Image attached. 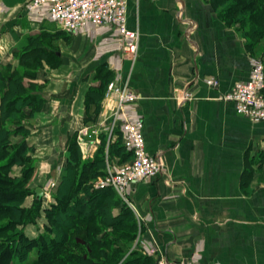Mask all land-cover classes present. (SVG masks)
Wrapping results in <instances>:
<instances>
[{
    "label": "crops",
    "instance_id": "obj_1",
    "mask_svg": "<svg viewBox=\"0 0 264 264\" xmlns=\"http://www.w3.org/2000/svg\"><path fill=\"white\" fill-rule=\"evenodd\" d=\"M26 2L0 0V73L36 74L23 84L43 99L26 140L38 152L39 186L59 180L72 149L87 161L102 140L105 153L114 143L99 132L94 145L78 146L82 128H102L99 91L110 73L139 95L129 112L143 119L147 153L161 159L170 181L129 188L140 222L129 264H156L159 257L167 264H264V122L222 100L251 70L233 32L200 3L127 0V28L138 32L130 56L114 30L87 25L70 35L44 11L27 12ZM207 78L219 86H207ZM181 92L192 97L181 103Z\"/></svg>",
    "mask_w": 264,
    "mask_h": 264
},
{
    "label": "trees",
    "instance_id": "obj_2",
    "mask_svg": "<svg viewBox=\"0 0 264 264\" xmlns=\"http://www.w3.org/2000/svg\"><path fill=\"white\" fill-rule=\"evenodd\" d=\"M211 1L216 6L221 5L219 0ZM238 2L239 10L236 12L238 18L245 15V12L251 11L254 5L253 0H247V4L241 5ZM259 9L260 11L257 10V13L250 14L249 19L259 16L261 20L264 4H260ZM239 22L244 24L247 21L243 18ZM6 75L0 73V124L1 122H10L5 125L9 128L5 127L4 130L0 128V172L7 171L15 163L26 164V166L20 178L13 181L0 178V217H10L0 222V264H45L50 261L60 264L131 263L128 256L131 254L130 246H132L137 233L134 213L112 189H96L92 185V182L98 177L105 175L104 170L108 163L119 165L129 160L130 155L125 151L120 140L110 144L107 153L104 152V141L102 140L95 157L87 161H82L78 152L72 149L66 166L61 170L59 182L53 195L55 203L44 211L48 225L35 240L27 238L22 230H15L6 235L17 225L25 224L35 213L34 211L32 214L31 212L26 214L22 223L20 217L14 219L18 214L24 212L20 208V202L28 192L23 187L28 180V175L35 169L34 162L25 157L26 150L32 147L26 141L29 131L21 122L26 119L31 120L43 102V99L33 92L35 88L33 84L28 87L23 84L24 78L33 79L36 76L35 73L16 71ZM112 79L113 76L110 73H106L102 78L103 89L99 91L100 99L103 98L105 88ZM12 124L14 125L13 130L10 128ZM25 130L27 134H24L19 142L8 143L10 137ZM8 151L11 153L8 154ZM114 158H117V161H113ZM9 186L22 188L20 191H15L16 188L5 190V187ZM33 195L34 203H40L41 200L35 196V192ZM13 204L17 206H11ZM115 209H118L116 214L113 213ZM14 220L17 221V224L13 223ZM81 224L89 225V228H85L84 236L74 240L73 246L77 249L82 246V251L85 250V253L83 252V255L82 253L69 254L71 257L60 253V249L69 244V230L80 229L79 225ZM95 224L100 225L103 230H95ZM114 227L124 230H113ZM59 228L65 231L60 232ZM109 229H112L116 235L115 240L99 237V235H103V232L107 233ZM85 238L89 243L87 247ZM30 250L33 259L26 260L24 254H28ZM95 256L98 261L94 259Z\"/></svg>",
    "mask_w": 264,
    "mask_h": 264
},
{
    "label": "built area",
    "instance_id": "obj_3",
    "mask_svg": "<svg viewBox=\"0 0 264 264\" xmlns=\"http://www.w3.org/2000/svg\"><path fill=\"white\" fill-rule=\"evenodd\" d=\"M127 0H27L25 10L29 13L44 11L46 20L56 25L61 31L78 34L87 25L114 30L120 38L121 49L135 56L138 44V32L131 31L126 25ZM211 88L219 86L214 78L205 79ZM264 67L261 61L253 60L249 78L236 82L222 100L232 102L238 115L248 118L253 123L264 122ZM140 99L127 82L118 78L111 80L103 97L102 128L84 127L79 131L78 146L84 150L94 145L95 136L101 132L107 144L120 140L129 160L119 165L107 164L102 178L93 182L96 189L110 188L129 206V188L132 184L146 180L164 178L170 185L163 163L158 156L147 153L143 135V119L132 116L129 109ZM186 92L180 93L179 102L189 100ZM86 154V153H85ZM56 182L51 181L44 192L53 189ZM156 264H167L159 257Z\"/></svg>",
    "mask_w": 264,
    "mask_h": 264
},
{
    "label": "rangeland",
    "instance_id": "obj_4",
    "mask_svg": "<svg viewBox=\"0 0 264 264\" xmlns=\"http://www.w3.org/2000/svg\"><path fill=\"white\" fill-rule=\"evenodd\" d=\"M254 1V5L251 11L249 12H245V15L240 16L239 18L236 15L237 10H239V5H237L238 0H219V2L221 3L220 6H216L214 5V3L211 0H188V2L192 5H195L197 3H200L199 5L201 6L200 9H203L205 12H209L210 14L212 13L213 16L215 18H218L221 22V24L223 25V27L227 30H230L231 32H233V34L239 39V41L242 44V49L243 51L247 52V54H249L250 58H251V63L253 60L256 61H261V63H264V10H262L263 12V18H259V16L254 17L252 19H249L250 14H254L257 13V10L260 11L259 6L260 4H264V0H253ZM238 4H247V0H243L242 2L239 1ZM227 9V10H226ZM193 13H195L196 17H201V14L198 11H194ZM246 19V23L244 24H240L239 20L240 19ZM111 78V77H109ZM188 94V93H187ZM189 98H191L192 96L190 94ZM180 97V94L178 96V98ZM246 118V117H245ZM10 121L3 123L1 122V127L3 130L6 128H9L7 126H5L6 124H9ZM22 125H24L29 133L31 132V129L34 126V121L30 120V119H26L23 120L21 122ZM10 128L13 130L14 129V125H10ZM27 134L26 130L22 133H18L16 136H12L10 137V139L8 140V143H17L19 142L22 138L23 135ZM28 137V136H27ZM27 140V138H26ZM28 145L31 147V144L28 143ZM11 152L8 151V154H10ZM3 156V155H2ZM25 157L29 158L30 160H32L34 162V166L35 169L32 171V173L30 175H28V180L27 182H25L23 189L26 190V192H28V194H25L24 199L22 200V202H20V208H22L24 210V212L20 215L18 214V216H16L14 219H17L18 217H20V222L24 219L25 215L30 213L32 214V212L35 211V213H33V215L31 216L32 218L27 220V222L25 224H20L17 225L15 229H12L10 232H7L6 235L8 233H12L15 230H22L24 232V234H26V237L29 239H36L37 236H39L40 232L43 231V229L45 228V226L48 225L47 222V217L44 213V211L46 209H48L53 203H55V200L53 198V195L55 193L56 190V186L58 185V181H56L55 179H51L48 180L47 182H44L43 184H41V186H39L38 183V177H39V173L41 171H38V169L36 168V164H37V157L38 156V152L36 150V148H28L26 150V154ZM28 162V161H27ZM30 162V161H29ZM109 164V163H108ZM112 165V164H109ZM26 166V164H12L9 169L7 171H2L0 172V178L2 179H6V180H10L13 181L17 178H20L23 174V170L24 167ZM107 170V166L106 169L104 170L106 173ZM98 177V178H102ZM51 181L56 182L55 187L53 189H49L47 191L44 192V188H46L47 184ZM93 185V182H92ZM14 188L15 191H20L22 187H16V186H9V187H5V190H13ZM38 188L42 189L44 192V195L40 198L41 202L40 203H34V195L33 192H35ZM32 193V194H31ZM12 204V203H11ZM11 206H17L15 204L11 205ZM39 209V210H38ZM37 212V215H36ZM133 212V211H132ZM134 213V212H133ZM0 217V222H2L1 220H7L10 217ZM5 218V219H4ZM136 219V224H140V222L138 221L139 218H135ZM15 224H17V221L14 220ZM19 223V222H18ZM22 223V222H21ZM25 225V226H24ZM80 229L76 228L75 230L70 231L69 230V244L64 245L62 247V249H60V253H64L67 254V256L71 257L69 254H81L83 255V252L85 253V250L82 251V246H80L79 249L75 248L73 246V242L74 240H78L80 239V237L84 236V232H85V228H89V225H84L81 224L79 225ZM91 226V225H90ZM95 230H103L101 229L100 225L95 224L94 226ZM113 230H124L123 228H115ZM112 229L107 230V233H102L103 235H99V237H105V238H109L110 240H115L116 235L114 234V232ZM60 232H64L65 230H63L62 228H59ZM139 233H136V238L138 237ZM87 241V246H89L88 240ZM72 245V246H71ZM87 249V248H86ZM131 250V249H130ZM149 253L153 256H156L157 253L156 251L150 250ZM32 255V251L30 250V252L27 254L25 253V259L26 260H30L33 259ZM96 261H98L97 256H95L94 258ZM45 264H60L59 262H55V261H50L48 263ZM120 264V263H119Z\"/></svg>",
    "mask_w": 264,
    "mask_h": 264
},
{
    "label": "water",
    "instance_id": "obj_5",
    "mask_svg": "<svg viewBox=\"0 0 264 264\" xmlns=\"http://www.w3.org/2000/svg\"><path fill=\"white\" fill-rule=\"evenodd\" d=\"M44 195V192L42 189L38 188L36 191H35V196L37 198H41L42 196Z\"/></svg>",
    "mask_w": 264,
    "mask_h": 264
}]
</instances>
